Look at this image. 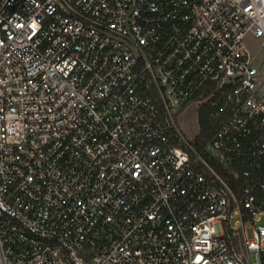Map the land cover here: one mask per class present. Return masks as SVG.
Returning a JSON list of instances; mask_svg holds the SVG:
<instances>
[{
	"label": "built area",
	"instance_id": "1",
	"mask_svg": "<svg viewBox=\"0 0 264 264\" xmlns=\"http://www.w3.org/2000/svg\"><path fill=\"white\" fill-rule=\"evenodd\" d=\"M248 35L264 0H0V264H264Z\"/></svg>",
	"mask_w": 264,
	"mask_h": 264
},
{
	"label": "trees",
	"instance_id": "2",
	"mask_svg": "<svg viewBox=\"0 0 264 264\" xmlns=\"http://www.w3.org/2000/svg\"><path fill=\"white\" fill-rule=\"evenodd\" d=\"M201 97V93H198L194 100ZM221 111L222 116L215 118L211 116V113L215 111ZM180 112L177 113V116ZM196 115L198 119V132L193 136L192 143L197 149H201L204 144L210 139L212 134L218 129L220 122L226 116V110L223 109V100L220 99L212 106L211 102H206L196 107Z\"/></svg>",
	"mask_w": 264,
	"mask_h": 264
},
{
	"label": "rangeland",
	"instance_id": "3",
	"mask_svg": "<svg viewBox=\"0 0 264 264\" xmlns=\"http://www.w3.org/2000/svg\"><path fill=\"white\" fill-rule=\"evenodd\" d=\"M245 48L252 54H257L259 59L264 60V45L262 40L248 35L243 40ZM197 103H188L182 107L180 114L177 116V124L186 138H193L198 132V119L196 115Z\"/></svg>",
	"mask_w": 264,
	"mask_h": 264
}]
</instances>
